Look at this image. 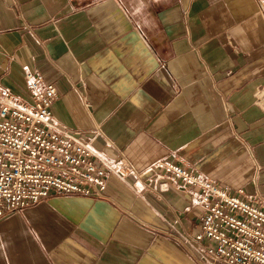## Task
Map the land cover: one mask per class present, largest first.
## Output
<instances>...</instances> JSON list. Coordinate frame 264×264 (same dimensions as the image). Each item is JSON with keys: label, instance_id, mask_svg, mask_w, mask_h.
I'll return each instance as SVG.
<instances>
[{"label": "crops", "instance_id": "obj_1", "mask_svg": "<svg viewBox=\"0 0 264 264\" xmlns=\"http://www.w3.org/2000/svg\"><path fill=\"white\" fill-rule=\"evenodd\" d=\"M28 72L60 128L131 171L1 218L0 264H212L198 188L158 159L264 207V0H0V84L28 102Z\"/></svg>", "mask_w": 264, "mask_h": 264}, {"label": "built area", "instance_id": "obj_2", "mask_svg": "<svg viewBox=\"0 0 264 264\" xmlns=\"http://www.w3.org/2000/svg\"><path fill=\"white\" fill-rule=\"evenodd\" d=\"M30 100L24 102L0 84V219L49 197L52 193L100 196L106 176H123L130 166L108 159L93 138L60 128L51 113L58 98L53 83L26 73ZM255 103L264 111V83ZM154 170L172 176L192 190V204L204 208L194 240L204 243L213 264H264V207L243 190L226 186L166 158Z\"/></svg>", "mask_w": 264, "mask_h": 264}]
</instances>
